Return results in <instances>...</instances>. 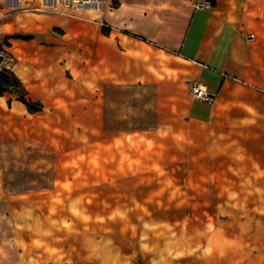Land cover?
Segmentation results:
<instances>
[{"label":"rangeland","instance_id":"1","mask_svg":"<svg viewBox=\"0 0 264 264\" xmlns=\"http://www.w3.org/2000/svg\"><path fill=\"white\" fill-rule=\"evenodd\" d=\"M62 1L80 23L64 94L35 116L0 110V264H264V106L223 115L211 155L187 162L155 88L89 80V39L131 31L135 8Z\"/></svg>","mask_w":264,"mask_h":264},{"label":"crops","instance_id":"2","mask_svg":"<svg viewBox=\"0 0 264 264\" xmlns=\"http://www.w3.org/2000/svg\"><path fill=\"white\" fill-rule=\"evenodd\" d=\"M118 1L120 8L126 2L138 15L130 19L131 31L127 24L129 32L118 39L113 29L89 39L91 84L99 88L103 82L146 83L155 88L158 102L166 103L168 110L158 125L169 138L182 135L187 162L209 157L215 126L225 114L248 116L264 106V0H214L213 7L208 2L194 5L193 0ZM74 12L62 0H0V49L11 55L9 69L23 83L27 97L45 108L64 94L65 71L76 60L80 23ZM153 14H160L163 24ZM112 41L123 47L126 61L114 63ZM161 57L166 58L162 68ZM108 65L114 69L107 71ZM189 81L215 95V102L196 100ZM3 109L38 114L29 113L11 94L0 97ZM159 130H152L151 136Z\"/></svg>","mask_w":264,"mask_h":264},{"label":"trees","instance_id":"3","mask_svg":"<svg viewBox=\"0 0 264 264\" xmlns=\"http://www.w3.org/2000/svg\"><path fill=\"white\" fill-rule=\"evenodd\" d=\"M108 34V31H105ZM0 59V64H1ZM5 94L16 95L18 100L23 103L28 112L31 114L41 113L43 111V105L38 102H33L29 99L28 92L25 89L21 80L8 68L0 66V97ZM10 105V101L8 102Z\"/></svg>","mask_w":264,"mask_h":264},{"label":"built area","instance_id":"4","mask_svg":"<svg viewBox=\"0 0 264 264\" xmlns=\"http://www.w3.org/2000/svg\"><path fill=\"white\" fill-rule=\"evenodd\" d=\"M2 32L3 30L2 28H0V35L2 34ZM0 59L2 60L0 66L9 69V65L13 61L11 55L6 50L0 49ZM187 84L192 96L196 100L203 101L210 105H212L215 102L216 99L215 95L210 94L200 83L195 81H189Z\"/></svg>","mask_w":264,"mask_h":264}]
</instances>
